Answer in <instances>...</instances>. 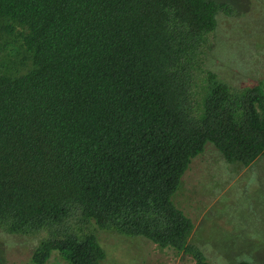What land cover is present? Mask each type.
<instances>
[{
	"label": "trees",
	"instance_id": "16d2710c",
	"mask_svg": "<svg viewBox=\"0 0 264 264\" xmlns=\"http://www.w3.org/2000/svg\"><path fill=\"white\" fill-rule=\"evenodd\" d=\"M257 3L0 0V234L34 238L30 264H104L129 237L214 264L173 199L208 146L264 156Z\"/></svg>",
	"mask_w": 264,
	"mask_h": 264
},
{
	"label": "rangeland",
	"instance_id": "374dc122",
	"mask_svg": "<svg viewBox=\"0 0 264 264\" xmlns=\"http://www.w3.org/2000/svg\"><path fill=\"white\" fill-rule=\"evenodd\" d=\"M253 1L255 4L257 0ZM248 11L251 17L254 15L256 20L263 21L264 0H258L257 7L249 6ZM248 24V28L241 27L242 32L249 33L250 19ZM224 26L226 30H232L229 21ZM260 30L264 33L263 29ZM258 70L259 76L264 75V65ZM208 147L193 161L173 199L179 209L184 208L185 213L194 219L190 242L214 264H262L258 256L264 255V156L248 168L237 166L235 169L218 151ZM129 238L134 240L112 238L106 241L104 264L195 262L189 254L168 252L143 237ZM34 241L32 237L0 234L1 250H4L8 264H30L32 251L29 245ZM46 264L69 263L54 254Z\"/></svg>",
	"mask_w": 264,
	"mask_h": 264
},
{
	"label": "clouds",
	"instance_id": "9594fccd",
	"mask_svg": "<svg viewBox=\"0 0 264 264\" xmlns=\"http://www.w3.org/2000/svg\"><path fill=\"white\" fill-rule=\"evenodd\" d=\"M184 253V252H183Z\"/></svg>",
	"mask_w": 264,
	"mask_h": 264
}]
</instances>
